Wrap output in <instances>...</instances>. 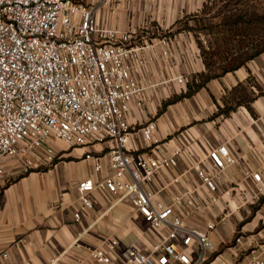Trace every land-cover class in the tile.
<instances>
[{
    "label": "crops",
    "instance_id": "obj_1",
    "mask_svg": "<svg viewBox=\"0 0 264 264\" xmlns=\"http://www.w3.org/2000/svg\"><path fill=\"white\" fill-rule=\"evenodd\" d=\"M80 1L94 10L100 26L132 31L134 41L143 45L132 75L140 85L152 86L141 104L132 98L125 118L132 127L155 121L156 131L149 146L139 133L129 136L127 146L152 155L179 152L176 166L150 185L155 199L171 202L175 193L192 189L197 216L192 218L191 209L183 204L176 208L188 224L201 226L224 210L230 213L216 218L219 222L210 238L220 245L237 229L244 242L264 243V188L259 189L252 176L258 173L264 187V51L162 110L164 102L186 92L206 72L192 31L172 32L176 21L192 17L206 0ZM150 23L158 28L153 30ZM160 30L171 32L167 41L155 34ZM174 75H182L184 82L172 79ZM219 109L228 113H218ZM220 144L235 159L222 172L223 186L240 190L212 205L191 165L209 170L208 151ZM106 151L107 143L69 148L58 142L56 162L46 170L10 173L0 191V264H95L88 248L101 247L110 238L118 240V248L135 244L149 250L157 232L129 203H114L96 189L87 193L91 207L80 201V182H95L111 172ZM96 162L102 165L99 171ZM174 177L178 183H168Z\"/></svg>",
    "mask_w": 264,
    "mask_h": 264
},
{
    "label": "built area",
    "instance_id": "obj_2",
    "mask_svg": "<svg viewBox=\"0 0 264 264\" xmlns=\"http://www.w3.org/2000/svg\"><path fill=\"white\" fill-rule=\"evenodd\" d=\"M132 33L100 26L94 10L80 0H0V191L10 173L51 165L58 142L69 148L107 143L111 172L79 183L81 203L91 207L87 193L93 189L114 203L125 201L157 236L148 251L135 244L118 248V240L110 238L88 248L95 264H264V243L252 241L248 252L235 251L233 260L212 257L217 248L209 234L230 212L223 210L201 226L188 224L176 208L183 204L197 216L192 189L175 193L171 202L155 199L150 185L176 166L179 152L152 155L127 146L133 133L149 146L156 131L155 121L132 127L125 118L132 98L141 104L152 86L140 85L132 75L143 46ZM172 79L184 82L182 75ZM207 157L209 170L197 164L191 169L216 205L240 190L223 186L222 172L235 159L224 144ZM101 167L96 162L95 170ZM252 176L264 188L260 175ZM236 243L227 249L244 243L242 236Z\"/></svg>",
    "mask_w": 264,
    "mask_h": 264
},
{
    "label": "rangeland",
    "instance_id": "obj_3",
    "mask_svg": "<svg viewBox=\"0 0 264 264\" xmlns=\"http://www.w3.org/2000/svg\"><path fill=\"white\" fill-rule=\"evenodd\" d=\"M201 6L199 7L198 11L200 10ZM244 8H247L249 10L257 9L259 11H264V0H215V3H211L208 5L207 9L205 10L207 12L203 13V23L204 25H207V28L198 31L195 34H192L195 38L197 52L199 53L203 62L205 59L208 64L206 72H209L211 74L219 72L221 70V67L242 60L251 51L252 45L246 39L242 41L243 38L240 34L231 32V30H228L227 27H215V25L218 24V22L220 21L218 15L220 11L223 10L224 12H226L228 10L234 11L236 9L239 10ZM186 21L188 24H191L193 26L195 25L192 20V17L185 18L184 20H182L181 23L173 25L172 32L178 28L185 27ZM148 26L152 27L153 30H156V28H158L156 24L153 23H150ZM157 33L159 34L158 36L160 38H164L166 41L171 35V32L167 33L162 30H160L159 32H155V34ZM195 35H197V38ZM148 37L150 38V36ZM257 38L258 37L253 36L251 39L255 40ZM224 236L228 239L230 238L228 230H225ZM238 236L239 232L236 229L230 241H227L226 243H221L220 245L217 242V239L211 237V241L217 248L216 252L212 254V257H215L219 254H223V257H226V259L233 260L235 258L232 257V254L235 251H240V255L248 252L247 242L240 243L234 249H227L228 247H232L237 244L236 238ZM220 259L223 258L220 257ZM218 262L219 261L215 262L214 264H218Z\"/></svg>",
    "mask_w": 264,
    "mask_h": 264
},
{
    "label": "trees",
    "instance_id": "obj_4",
    "mask_svg": "<svg viewBox=\"0 0 264 264\" xmlns=\"http://www.w3.org/2000/svg\"><path fill=\"white\" fill-rule=\"evenodd\" d=\"M215 3V0H208L204 2L200 8V10L197 13L192 14V20L194 22L193 25H189L187 21L185 22V27L182 29H188L191 30L192 33H197L200 30H203L207 28V25H204L202 15L203 13H206L205 11L209 4ZM219 18L220 21L218 24L215 25V27H227L228 30H231V32H235L236 34H240L242 36V41L244 39L248 40L250 44L252 45L251 51L247 54L245 58L242 60L232 63L230 65H226L221 67V70L216 73H209L205 72L199 75V81L193 82L192 85H188L187 91L182 93L179 96L173 97L170 100L164 102L162 104V110L165 108L166 104L169 102H174L178 99H181L186 96H190L192 93H194L198 88L204 85V83L213 77H216L222 73H225L227 71H231L241 65H243L247 60L254 58L256 55L264 51V11L263 10H249L247 8L239 9V10H228L224 12L223 10L219 12ZM201 16V17H200ZM187 17H184L181 20L176 21L174 24L181 23L182 20H184ZM197 38V35H195ZM255 36L258 37L255 40H252L251 38ZM204 65L205 69H207V62L204 59ZM245 106L249 108V104L245 103ZM218 113H224L227 114L228 111L225 110H218ZM56 162V158L52 161V164ZM49 166H40L36 169L32 170H46ZM31 170V171H32Z\"/></svg>",
    "mask_w": 264,
    "mask_h": 264
}]
</instances>
